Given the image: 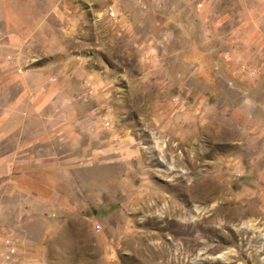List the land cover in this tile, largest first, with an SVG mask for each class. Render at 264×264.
Masks as SVG:
<instances>
[{
	"label": "rangeland",
	"instance_id": "obj_1",
	"mask_svg": "<svg viewBox=\"0 0 264 264\" xmlns=\"http://www.w3.org/2000/svg\"><path fill=\"white\" fill-rule=\"evenodd\" d=\"M94 17L67 40L95 69L83 158L0 264H264V0H99Z\"/></svg>",
	"mask_w": 264,
	"mask_h": 264
},
{
	"label": "crops",
	"instance_id": "obj_2",
	"mask_svg": "<svg viewBox=\"0 0 264 264\" xmlns=\"http://www.w3.org/2000/svg\"><path fill=\"white\" fill-rule=\"evenodd\" d=\"M98 5L0 0V262L8 256L4 239L18 246L35 203L58 210L75 176L70 167L83 158V100L93 93L95 69L84 47L67 40L81 38L87 25L96 35Z\"/></svg>",
	"mask_w": 264,
	"mask_h": 264
},
{
	"label": "built area",
	"instance_id": "obj_3",
	"mask_svg": "<svg viewBox=\"0 0 264 264\" xmlns=\"http://www.w3.org/2000/svg\"><path fill=\"white\" fill-rule=\"evenodd\" d=\"M112 14V12H111ZM5 247L7 251V259L10 257V254H12L15 250V246H13V239L11 237H6L5 239Z\"/></svg>",
	"mask_w": 264,
	"mask_h": 264
}]
</instances>
